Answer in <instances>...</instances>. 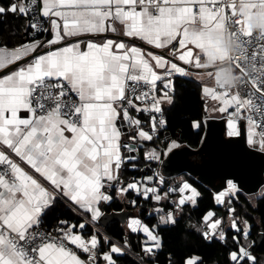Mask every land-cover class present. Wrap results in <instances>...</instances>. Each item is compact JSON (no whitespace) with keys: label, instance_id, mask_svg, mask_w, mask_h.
Segmentation results:
<instances>
[{"label":"snow or ice","instance_id":"obj_1","mask_svg":"<svg viewBox=\"0 0 264 264\" xmlns=\"http://www.w3.org/2000/svg\"><path fill=\"white\" fill-rule=\"evenodd\" d=\"M8 13L26 24L15 45L0 38V71L8 69L0 76V264H119L133 254L134 264H158L160 227L175 226L200 196L183 178L160 187V167L181 148L159 140L164 105L174 103L175 78H191L206 112L228 114L229 137L242 120L264 126V0H17L0 6V17ZM247 143L264 153V134ZM141 149L152 174L123 182L121 169H136L132 153ZM112 191L130 206L129 192L155 202V225L127 220L130 234L145 237L138 251L128 234L116 242L101 231ZM241 191L228 179L215 196L224 214L208 210L191 227L225 246L232 232L229 264H264L256 254L264 218L253 239L251 218L234 207ZM61 203L74 218L49 224Z\"/></svg>","mask_w":264,"mask_h":264},{"label":"trees","instance_id":"obj_2","mask_svg":"<svg viewBox=\"0 0 264 264\" xmlns=\"http://www.w3.org/2000/svg\"><path fill=\"white\" fill-rule=\"evenodd\" d=\"M13 0H0V6L8 5ZM24 18L16 17L15 15L8 13L6 17H0V38H9L8 47H11L17 43L15 38H12L23 32L25 26ZM175 92H174V103L165 106V118L167 125L165 132L162 135L163 141L176 140L180 143L196 149L200 145L203 136V127L201 126L198 130H195L193 124L198 122L201 123L204 118V103L201 98L200 86L196 82L176 77L175 78ZM163 146V144H161ZM138 167L136 169H128L124 167L121 171V175L125 182L131 178L141 179L144 169L149 172V162L143 158V152L137 154ZM148 167V169H147ZM144 176V175H143ZM185 179L197 188L200 193V197L197 199L195 205H186L182 215L178 217V223L175 226H161L159 231L163 238L164 247L162 254L158 256V264H167L169 255L174 261V264H183L186 258L190 256H197L200 259L199 264H229L228 251L232 247L231 235L232 232L228 233V243L225 246L224 243L219 240L206 243L205 239L191 227L193 224L202 222V215L208 210H213L216 213L223 212V207H218L214 201L213 192L206 188L204 185L197 182L195 179L188 175H184ZM165 190L168 188L167 181L163 187ZM113 200L110 202V206L106 204L104 206L105 213L112 212H128V217H140L149 226L155 225L158 221L155 213L151 216L148 214L152 212L151 204L143 205V199L137 197L135 193L129 192L127 194L129 199H137L136 206H130L126 201L121 202L115 196V191H112ZM176 197V194H170ZM245 201H248L247 196L240 193L238 201L234 200V207L241 212L243 216L245 212L251 218V223L255 225L252 232V238L256 239L259 232L261 231L259 221L264 218V201L256 200L255 204H258L255 211H248L245 209ZM162 204L170 203L161 202ZM143 207V208H142ZM142 210L135 215V209ZM151 208V209H148ZM74 218L71 211L64 204H57L55 209L48 215V223H55L56 217ZM126 219V220H127ZM104 233H106L113 241L122 242L123 237L128 234L130 243L133 248L138 251V243L143 241L142 234H139V240L137 234H130L126 228V221L124 224L119 221L109 222L106 226H101ZM258 246L256 248L257 256L264 257V245H261L257 241ZM134 254L129 257L122 258L119 264H134Z\"/></svg>","mask_w":264,"mask_h":264},{"label":"water","instance_id":"obj_3","mask_svg":"<svg viewBox=\"0 0 264 264\" xmlns=\"http://www.w3.org/2000/svg\"><path fill=\"white\" fill-rule=\"evenodd\" d=\"M6 71H0V76ZM204 125L205 133L198 148L192 149L177 141L181 144L177 155L171 161L166 159L160 167L163 177L188 175L213 193L226 189L227 180L233 179L242 185L241 194H257L264 183V153L247 145L244 122L238 127L240 135L233 137L226 136V118L209 119ZM128 214L126 211L108 213L102 218V226L112 221L124 224Z\"/></svg>","mask_w":264,"mask_h":264},{"label":"crops","instance_id":"obj_4","mask_svg":"<svg viewBox=\"0 0 264 264\" xmlns=\"http://www.w3.org/2000/svg\"><path fill=\"white\" fill-rule=\"evenodd\" d=\"M14 2H17V0H13L11 3H14ZM16 17H19L20 15H19V13H17L16 15H15ZM24 24H26V22H24ZM158 51V50H157ZM181 78H185V77H181ZM186 79H189V80H192V81H194V82H196L194 79H191V78H186ZM197 83V82H196ZM198 84V83H197ZM200 92H201V90H200ZM201 98H202V96H201ZM202 101H203V103H204V100L202 99ZM209 103H211V101H209ZM165 106H169V105H167V104H165ZM226 116V113H209V112H206L205 111V103H204V118H203V121L201 122V123H198V122H196V123H194L193 124V127H194V129L195 130H198L201 126L203 127V130H204V132H203V136H204V133H205V125H204V123H205V121L206 120H209V119H222V118H226L225 117ZM241 122H244V121H240V122H238V127H239V124L241 123ZM199 124V127H197L196 126V124ZM244 124H245V130H246V138H247V140H248V137H249V135L251 134V133H254L253 131H252V128H251V126L250 125H248V124H246L245 122H244ZM147 127V126H146ZM226 127H227V118H226ZM227 131H228V129H226V136L227 137H229L228 135H227ZM203 136H202V138H203ZM255 139L257 140V142H259V137L258 136H256L255 135ZM168 141H171V140H168ZM167 141V142H168ZM201 141H202V139H201ZM164 142H165V139H164ZM146 143H148L149 144V146L151 147V146H154V145H152V143L151 142H146ZM201 143V142H200ZM247 145H248V143H247ZM155 146H158V145H155ZM249 146V145H248ZM163 147V146H162ZM161 147V148H162ZM252 148V147H251ZM125 152H126V150H124ZM140 152V151H139ZM139 152H136V153H132V155H134V156H136V158H138L137 157V154L139 153ZM141 152H143V149H141ZM145 161H147V160H145ZM149 167V166H148ZM148 167H147V169H148ZM128 169H130V170H132L133 168H131L130 166H128ZM123 170V168L121 169V171ZM143 173V175L144 176H146V175H149L148 174V170H146V169H144V171L142 172ZM143 175H141V179L144 177ZM183 176L184 175H180V176H177V177H173V178H165V181H167V184H168V187L169 186H171V185H173V183L175 182L176 184H178L179 183V181H180V179L181 178H183ZM132 179V178H131ZM131 179H129V180H131ZM139 178H136V180L137 181H140V180H138ZM121 180L123 181V182H125L124 181V179H123V177H122V175H121ZM128 180V181H129ZM227 188V187H226ZM226 189H224V190H222V191H225ZM260 191H261V189L259 190V192L256 194V195H250V196H247V199L248 200H251L254 204H255V202H256V200L258 199V194L260 193ZM172 194H176V197H178V193H172ZM216 194L217 193H213V195H214V201H215V196H216ZM127 195V194H126ZM115 196H116V198L119 200V201H121V202H124V201H126L127 202V200H125L122 196H120L119 194H117L116 192H115ZM200 197V196H199ZM198 197V198H199ZM142 198V197H141ZM197 198V199H198ZM143 199V198H142ZM143 205H146V207H147V204H151V205H154L155 204V202L154 201H145L144 199H143ZM215 204H216V206H218V207H223L224 208V206L223 205H217V203H216V201H215ZM106 205V204H105ZM105 205H103V207H102V211L105 213V211H104V206ZM143 208V207H142ZM142 208H138V209H135L134 210V212H135V215H137L141 210H142ZM148 209H151V208H148ZM224 212H225V210H223V212H221V213H217V215H222V214H224ZM105 214H107V213H105ZM128 220V219H127ZM127 220H126V223H127ZM101 231H103V229H102V227H101ZM142 234V233H141ZM142 237H143V234H142ZM145 239V237H143V240Z\"/></svg>","mask_w":264,"mask_h":264},{"label":"built area","instance_id":"obj_5","mask_svg":"<svg viewBox=\"0 0 264 264\" xmlns=\"http://www.w3.org/2000/svg\"><path fill=\"white\" fill-rule=\"evenodd\" d=\"M20 2H23V0H20ZM256 116H257V118L259 119V112H257L256 114H255ZM227 119H228V114L226 113V116H225ZM242 121H244L246 124H248L247 123V121L246 120H242ZM166 128V127H165ZM165 128L164 129H162L161 130V132H160V135H159V140L160 141H163V137H162V135L164 134V132H165ZM252 128V131L254 132V134L256 135V136H258L259 138L261 137V135L262 134H264V126H257V127H255V128H253V127H251ZM158 147H162L161 146V144H159L158 145ZM149 162V172H150V175L152 174V170H153V168H155V164H154V162H152V161H148ZM152 165V166H151ZM161 171V170H160ZM160 187H163V185H161ZM132 193H134V192H132ZM205 242L206 243H209V241H207V240H205Z\"/></svg>","mask_w":264,"mask_h":264},{"label":"rangeland","instance_id":"obj_6","mask_svg":"<svg viewBox=\"0 0 264 264\" xmlns=\"http://www.w3.org/2000/svg\"><path fill=\"white\" fill-rule=\"evenodd\" d=\"M165 179V178H164ZM183 179H185V176H183ZM225 210V207L223 208Z\"/></svg>","mask_w":264,"mask_h":264},{"label":"flooded vegetation","instance_id":"obj_7","mask_svg":"<svg viewBox=\"0 0 264 264\" xmlns=\"http://www.w3.org/2000/svg\"><path fill=\"white\" fill-rule=\"evenodd\" d=\"M150 173V172H149Z\"/></svg>","mask_w":264,"mask_h":264}]
</instances>
